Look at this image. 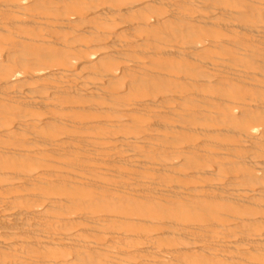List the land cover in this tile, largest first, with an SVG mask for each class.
<instances>
[{
	"label": "bare ground",
	"instance_id": "6f19581e",
	"mask_svg": "<svg viewBox=\"0 0 264 264\" xmlns=\"http://www.w3.org/2000/svg\"><path fill=\"white\" fill-rule=\"evenodd\" d=\"M0 264H264V0H0Z\"/></svg>",
	"mask_w": 264,
	"mask_h": 264
}]
</instances>
